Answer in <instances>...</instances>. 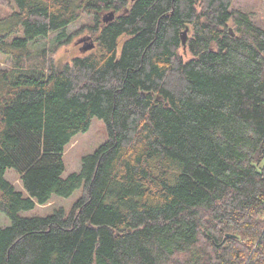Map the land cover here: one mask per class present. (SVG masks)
Returning a JSON list of instances; mask_svg holds the SVG:
<instances>
[{
	"label": "trees",
	"instance_id": "trees-1",
	"mask_svg": "<svg viewBox=\"0 0 264 264\" xmlns=\"http://www.w3.org/2000/svg\"><path fill=\"white\" fill-rule=\"evenodd\" d=\"M0 3L16 8L0 18V52L15 61L0 70V209L12 219L0 264H264V27L250 12L234 0ZM83 14L94 50L57 64L56 46L29 47L64 39ZM93 117L108 139L64 178L65 148ZM78 188L68 213L20 215Z\"/></svg>",
	"mask_w": 264,
	"mask_h": 264
},
{
	"label": "rangeland",
	"instance_id": "rangeland-1",
	"mask_svg": "<svg viewBox=\"0 0 264 264\" xmlns=\"http://www.w3.org/2000/svg\"><path fill=\"white\" fill-rule=\"evenodd\" d=\"M233 7L250 12L254 21L264 27V0H234ZM15 9L16 8L12 5L0 3V18L9 16ZM102 20L103 17H101V22ZM96 24L93 15L83 14L78 20L72 22L65 28L66 37H64V39L56 41L57 35L52 33L49 36L40 37L36 41L31 42L29 47L34 53H36V50L41 49L42 47H46L48 50L53 49L52 47L56 46L53 55L46 60L47 63L52 62L51 60L55 61L57 64L69 62L74 57L81 56L82 54L91 51H81V47L86 43L94 42L96 47V35L94 34ZM86 37H90V39H87L86 42L81 41ZM40 60L42 59H36L33 57L31 61ZM26 64H28L27 61ZM14 65L15 61L11 55L0 52V70L11 69ZM44 65H46L45 62ZM107 139L108 133L105 121L102 118L93 117L89 130L77 134L66 146L63 154V159L66 165L63 177L67 178L70 174L80 171L83 165V158L89 154L95 153ZM6 178L10 180L19 191H22L25 197L28 196L16 169L9 168L6 172ZM81 193V188H78L70 196L54 194L50 202L47 204L37 205L33 209L23 210L20 212V215L24 217H46L60 209H63L68 213L74 203L81 196ZM11 224V217L5 211L0 209V226L6 227Z\"/></svg>",
	"mask_w": 264,
	"mask_h": 264
},
{
	"label": "water",
	"instance_id": "water-1",
	"mask_svg": "<svg viewBox=\"0 0 264 264\" xmlns=\"http://www.w3.org/2000/svg\"><path fill=\"white\" fill-rule=\"evenodd\" d=\"M114 18H115V11L111 10V11H109V12L104 14L103 21L104 22H109V21H112ZM189 30H190V28L187 26L182 31V34H181L182 44H183V46L185 48L187 46V42H188V39H189V34H188ZM230 31H232V28H230ZM87 39H90V37L83 38L81 41H85L86 42ZM94 47H95V43L94 42L86 43L83 47H81V51L82 52H87L89 50H92ZM233 236H235V235L234 234H227L225 236L224 240H226V238H228V237H233Z\"/></svg>",
	"mask_w": 264,
	"mask_h": 264
},
{
	"label": "flooded vegetation",
	"instance_id": "flooded-vegetation-1",
	"mask_svg": "<svg viewBox=\"0 0 264 264\" xmlns=\"http://www.w3.org/2000/svg\"><path fill=\"white\" fill-rule=\"evenodd\" d=\"M189 35H190V32H189ZM122 39H123V37H122ZM93 50V49H92ZM91 50V51H92ZM90 52V51H89ZM181 52H182V55H184V57L185 58H189V56H190V52H189V50H188V46H186V48L183 46L182 47V49H181Z\"/></svg>",
	"mask_w": 264,
	"mask_h": 264
}]
</instances>
